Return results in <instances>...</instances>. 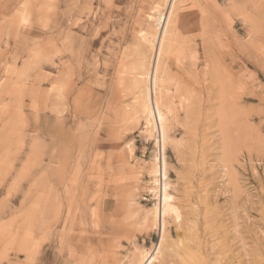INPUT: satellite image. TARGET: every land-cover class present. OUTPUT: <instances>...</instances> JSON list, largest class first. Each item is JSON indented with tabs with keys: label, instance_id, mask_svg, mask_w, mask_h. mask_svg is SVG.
Segmentation results:
<instances>
[{
	"label": "rangeland",
	"instance_id": "obj_1",
	"mask_svg": "<svg viewBox=\"0 0 264 264\" xmlns=\"http://www.w3.org/2000/svg\"><path fill=\"white\" fill-rule=\"evenodd\" d=\"M144 253L264 264V0H0V264Z\"/></svg>",
	"mask_w": 264,
	"mask_h": 264
},
{
	"label": "bare ground",
	"instance_id": "obj_2",
	"mask_svg": "<svg viewBox=\"0 0 264 264\" xmlns=\"http://www.w3.org/2000/svg\"><path fill=\"white\" fill-rule=\"evenodd\" d=\"M159 14V13H158ZM164 19H165V17H163L162 16V14L161 15H159L158 17H156V19H155V26H161V27H163V29H162V31H163V34H162V38H161V40H160V43H159V46H158V48H157V55H156V57H155V61L153 62V64L149 67V69L147 70V72H148V74H147V80L149 81V84L151 85L150 87H154L155 86V83H156V74H157V72L159 71V70H162L161 69V67L159 66L160 64V59L158 58L159 57V54L161 55V51H162V48L165 46L164 44H165V35L164 34H166V31H167V23H168V18L164 21ZM163 22H165L164 24H163ZM158 26V27H159ZM156 28V27H155ZM159 29V28H158ZM153 30V29H152ZM154 32V31H153ZM157 32V31H156ZM177 32V31H176ZM151 33V32H150ZM155 33V32H154ZM169 34V33H168ZM151 35V34H150ZM153 35V34H152ZM157 35V34H156ZM154 38V37H153ZM152 39V38H151ZM168 40V39H167ZM153 42V41H152ZM168 42V41H167ZM151 43V42H150ZM149 43V45H151ZM155 44V43H154ZM153 46V45H152ZM165 47H167V46H165ZM154 47H152V49H153ZM152 49H151V51H152ZM156 52V51H155ZM164 52V51H163ZM162 52V53H163ZM153 53V52H152ZM148 54H150V53H148ZM165 55V54H164ZM150 57V56H149ZM151 57H152V55H151ZM154 58V57H153ZM162 58V57H161ZM148 59V58H147ZM150 59V58H149ZM159 60V61H158ZM162 60V59H161ZM143 62V61H142ZM151 62V61H150ZM149 62V63H150ZM159 62V63H158ZM163 62V61H162ZM142 64H144V65H146L145 63H142ZM162 65V64H161ZM145 67V66H144ZM160 67V68H159ZM160 74H161V72H160ZM161 76V75H160ZM146 77V76H145ZM160 78V77H159ZM159 78H157V79H159ZM144 81H145V78H144ZM147 83V82H146ZM145 84V83H144ZM143 87H145V86H143ZM146 87H147V85H146ZM150 89V88H149ZM153 89V88H152ZM145 91H147V90H145L144 89V92L143 93H145ZM152 91V90H151ZM150 91V92H151ZM149 92V91H148ZM154 92V91H153ZM147 93V92H146ZM157 93H159V92H157ZM155 94V93H154ZM160 95V94H159ZM144 96H146V95H144ZM155 96H157V95H155ZM166 96V95H165ZM166 97H168V96H166ZM142 99H144L143 98V96L141 97ZM141 98H140V100H141ZM154 98V97H153ZM158 98H160V97H158ZM147 107H146V109L149 111H147L148 113H149V115H152L154 112H152V109H151V105H150V98H149V95H148V97H147ZM165 99V98H164ZM167 100V99H166ZM144 101V102H145ZM161 101V100H160ZM143 102V103H144ZM145 102V103H146ZM158 102H159V99H158ZM165 102V101H164ZM143 103H141V104H143ZM148 104H149V106H148ZM167 104V103H166ZM160 105V104H159ZM143 106H145V105H143ZM143 106L142 107H140L141 109L143 108ZM151 106V107H150ZM145 109V107L143 108V110ZM145 109V110H146ZM155 109H157V107H156V102H155ZM144 112V111H143ZM161 112V111H160ZM147 113V114H148ZM146 114V113H145ZM156 114H157V121H158V123H159V133H160V139H161V141L162 142H164L163 141V139L165 138V129H164V122H163V119H162V116H161V114L158 112V110H157V112H156ZM156 116V115H155ZM154 115H152V117H155ZM150 120H152L151 118H150ZM153 120H154V118H153ZM156 121V122H157ZM151 122V121H150ZM153 122V121H152ZM151 122V123H152ZM153 125H155V120H154V124ZM155 126H157V125H155ZM155 126H154V128H155ZM151 128H153V127H151ZM153 130V129H152ZM155 130V129H154ZM165 140V139H164ZM162 163V162H161ZM164 163V162H163ZM164 165V164H163ZM158 169L160 170V166H158V163H156V167H155V173H159L158 172ZM166 179V178H165ZM162 193H161V205H160V213H161V216H162V219H163V217H164V215H165V213H167L169 210H171V207H170V204H169V196H168V194L166 193V189L165 188H163L162 189V191H161ZM173 199V198H172ZM156 210H157V207H156ZM175 213V212H174ZM159 245H160V243L158 244V246H157V248L155 247V249H157V252H158V248H159ZM153 251V250H152ZM156 251V250H155ZM154 251V252H155ZM155 254H156V252H155ZM154 254V255H155ZM140 257V260H139V264H152V262H153V256L152 255H150V254H148V253H144V254H141V256H139Z\"/></svg>",
	"mask_w": 264,
	"mask_h": 264
}]
</instances>
